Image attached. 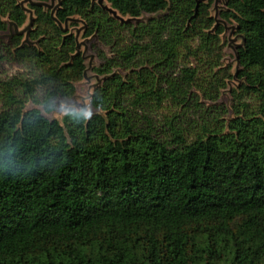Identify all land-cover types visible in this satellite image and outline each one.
<instances>
[{
  "label": "trees",
  "instance_id": "1",
  "mask_svg": "<svg viewBox=\"0 0 264 264\" xmlns=\"http://www.w3.org/2000/svg\"><path fill=\"white\" fill-rule=\"evenodd\" d=\"M105 1L130 19L60 0L59 26L28 3V41L13 33L0 42V60L5 51L24 65L0 77V264H264V0H224L221 23L213 0ZM27 16L19 0H0V31ZM74 16L110 55L91 45L103 76L95 112L59 121L28 104L49 113L75 93L86 64L75 33L62 29ZM223 22L243 40L233 117L194 134L170 123L160 136L139 109L165 100L193 108L198 71L179 64L200 53L216 66Z\"/></svg>",
  "mask_w": 264,
  "mask_h": 264
},
{
  "label": "rangeland",
  "instance_id": "2",
  "mask_svg": "<svg viewBox=\"0 0 264 264\" xmlns=\"http://www.w3.org/2000/svg\"><path fill=\"white\" fill-rule=\"evenodd\" d=\"M57 1L58 0H48V7L45 8L51 11V9L57 4ZM94 1L98 3V0ZM214 1L215 0L212 1L210 14L214 19L219 20L218 23H221L222 21H220L221 18L219 13L224 9L225 3L224 0H218L216 7H214ZM19 2L31 11L28 7L29 2H26L25 0H19ZM101 5L112 8L103 0ZM114 11L116 12L115 14L109 13L116 19H130L128 16H123L118 13L115 9ZM31 13L33 15V11H31ZM80 20L81 19L78 16H74L68 21V23H66V26H62L65 29L67 28L69 32L75 33L74 35L78 50H80L85 56V73L81 79L74 83L75 93L69 99L58 97L54 102V109L49 113L45 112L41 106L30 103L28 104V107L38 108L50 119H57L60 121L66 112L72 110L81 111L86 116H90L95 112V109H93L90 104V96L93 88L103 79V76L97 74L93 70V68L100 63V59L97 56V51L93 50L91 45L96 44L98 49L103 50L107 55L110 54L108 52V47L98 43L94 38L82 36L83 24ZM132 20L133 22L136 21V19ZM6 21L8 22L7 29L0 31V42L3 41L4 43H7L10 34L13 31V27L9 26V21ZM27 24L28 20L26 19L24 24L19 27L17 26V28L22 29ZM232 26H234L233 22H224V30L219 35L221 45H223L222 54L216 66L209 68V65L206 64L205 57H201L200 53L197 56L182 59V63L179 64L182 65L184 63L187 66L195 67L198 71L196 85L192 86L190 90V93L193 94L194 98L193 101L190 102V105L193 107L192 109L190 107L180 108L171 100H165L159 107L150 104L143 109H139V115L145 113V115L149 116L160 136L163 137L165 134L170 133V123L179 125L188 133L194 134L200 130V126L205 121L207 123H213L216 118L221 119L233 117L231 91L236 89L240 84V81L236 78L235 74L238 69V65L235 61V54L237 45L240 43V38L235 35L234 30L231 28ZM2 53L4 54V58L0 60V77H6L24 71V65L11 60L5 51H2ZM114 71L121 72L119 68H115ZM221 79H223L225 86L217 88V85L221 83ZM197 85L205 89L204 92L206 93H208V91L209 93L217 92V98L215 100L206 98L204 92L200 91V87H197ZM211 85H213L214 89ZM196 100L198 103L194 104V101ZM196 106H198V109H195Z\"/></svg>",
  "mask_w": 264,
  "mask_h": 264
},
{
  "label": "water",
  "instance_id": "3",
  "mask_svg": "<svg viewBox=\"0 0 264 264\" xmlns=\"http://www.w3.org/2000/svg\"><path fill=\"white\" fill-rule=\"evenodd\" d=\"M26 2H29V3H32V4H36V5H40V6H44V7H48V4H47V2H33L32 0H25ZM92 1H94V0H92ZM103 1H105V0H103ZM204 1H206V0H196V7H197V5L200 3V2H204ZM217 1L218 0H215L214 1V7H216V3H217ZM59 2H60V0H58L57 1V4L51 9V11H50V15H51V17L58 23V25L59 26H61V24H60V22L54 17V11H55V9L58 7V5H59ZM21 4V3H20ZM98 4L99 5H101L102 4V0H98ZM21 6L25 9V10H27V12H28V16H27V20H28V24L27 25H25L24 26V28H22V29H18L17 28V25L15 24V23H13V22H9V26H12L13 27V31L11 32V34H10V36L13 34V33H25V38H24V41H28V39H27V33H28V31L30 30V28H31V25H32V22H33V15H32V13H31V11L28 9V8H25L22 4H21ZM102 6V5H101ZM104 9H106L108 12H110V13H112V14H115L116 12L114 11V9H112V8H109L108 6H105V5H103L102 6ZM113 16V15H112ZM216 20V23H218V19H215ZM221 21V20H220ZM224 23V22H223ZM65 26H66V23H65ZM233 30L235 29L234 28V26H232L231 27ZM62 29L63 30H65V28L64 27H62ZM239 37V36H238ZM240 38V37H239ZM242 43H243V40L240 38V43L237 45V47L238 46H241L242 45ZM76 47H77V49H78V46L76 45ZM83 58H85V56L83 55ZM235 58H236V56H235ZM237 63V62H236ZM84 73H85V71H84ZM84 73H83V75H84Z\"/></svg>",
  "mask_w": 264,
  "mask_h": 264
}]
</instances>
